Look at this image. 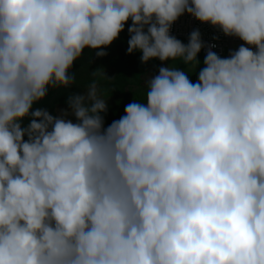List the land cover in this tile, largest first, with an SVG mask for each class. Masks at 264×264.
I'll list each match as a JSON object with an SVG mask.
<instances>
[{
	"label": "clouds",
	"instance_id": "1",
	"mask_svg": "<svg viewBox=\"0 0 264 264\" xmlns=\"http://www.w3.org/2000/svg\"><path fill=\"white\" fill-rule=\"evenodd\" d=\"M185 14L244 43L184 44ZM128 21V54L196 82L160 67L107 126L95 81L34 107ZM0 264H264V0H0Z\"/></svg>",
	"mask_w": 264,
	"mask_h": 264
},
{
	"label": "trees",
	"instance_id": "2",
	"mask_svg": "<svg viewBox=\"0 0 264 264\" xmlns=\"http://www.w3.org/2000/svg\"><path fill=\"white\" fill-rule=\"evenodd\" d=\"M129 23L130 21H128V24ZM128 24L126 26L127 28ZM129 38L130 37L127 30L120 33V36L117 40H115L109 47L103 49L108 53V55L105 57L96 56V51L99 50L85 49L82 58L74 62L73 68L71 70L72 72L76 73V83L70 88L61 89L59 91L50 89L45 100L41 101L37 105H34V107L46 108L50 114L56 116V108L59 105L68 106L66 103L68 95L72 93L82 94V91L96 80V75H93V72L95 71L97 73V69H99L100 72L101 67L115 69L118 73L119 79H123L124 81L126 79H133L142 84L144 82V78L147 75L150 64L154 61H160L158 59H153L147 64H143L140 59L142 54L139 51H136L133 54H128L127 41ZM183 43L187 44L186 42ZM197 58L201 62L199 67H203L205 55L202 53V50L198 54ZM125 106L126 105L122 103L108 106L107 113H102L105 118V126L110 124L113 120L119 119L121 116H123ZM27 122V120L24 121L25 124H27Z\"/></svg>",
	"mask_w": 264,
	"mask_h": 264
},
{
	"label": "rangeland",
	"instance_id": "3",
	"mask_svg": "<svg viewBox=\"0 0 264 264\" xmlns=\"http://www.w3.org/2000/svg\"><path fill=\"white\" fill-rule=\"evenodd\" d=\"M127 24L125 25V30H127ZM129 24L131 25V21ZM129 24L128 26H130ZM171 63L172 61L163 63L161 61L152 62L148 68L147 75L144 78V82L142 84L133 79H126L125 81L123 79H119L118 73L115 69L105 67H101L100 72L99 69H97L95 82H97L99 85V91L102 98L108 99V106H113L117 103L127 105L133 102L134 99L143 101L145 98L144 93L146 90L145 80L147 78H150L151 76L157 75L160 67H168L171 65L172 67L184 68L188 72V74L191 75L189 78L193 82H196L197 76L195 75V69H192L190 66L183 65V63L181 62ZM104 72L109 79L104 78V76L102 75V73ZM86 89L87 87L82 91V94L86 92ZM67 107L68 106L59 105L56 108V113L58 114V109H67ZM68 118L72 119L75 122V117L70 116Z\"/></svg>",
	"mask_w": 264,
	"mask_h": 264
},
{
	"label": "built area",
	"instance_id": "4",
	"mask_svg": "<svg viewBox=\"0 0 264 264\" xmlns=\"http://www.w3.org/2000/svg\"><path fill=\"white\" fill-rule=\"evenodd\" d=\"M194 29H199L202 35V40L206 45H216L212 50L221 57H228L230 52L238 49V47L244 43L239 38L225 36L210 24H202L188 14L181 16L179 20L173 24L170 34L180 41L188 43L189 34ZM214 37H218V39H213ZM206 52L207 47L202 49L204 55H206Z\"/></svg>",
	"mask_w": 264,
	"mask_h": 264
}]
</instances>
